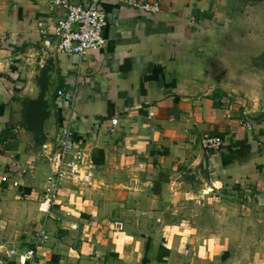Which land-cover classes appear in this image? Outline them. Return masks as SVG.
Segmentation results:
<instances>
[{
    "label": "crops",
    "instance_id": "1",
    "mask_svg": "<svg viewBox=\"0 0 264 264\" xmlns=\"http://www.w3.org/2000/svg\"><path fill=\"white\" fill-rule=\"evenodd\" d=\"M157 1L101 0L105 43L81 60L53 47L52 0H0V264H264V0ZM63 91L91 180L50 201Z\"/></svg>",
    "mask_w": 264,
    "mask_h": 264
},
{
    "label": "built area",
    "instance_id": "2",
    "mask_svg": "<svg viewBox=\"0 0 264 264\" xmlns=\"http://www.w3.org/2000/svg\"><path fill=\"white\" fill-rule=\"evenodd\" d=\"M101 0H89L85 5L71 3L69 0H52L55 7L63 9V15L58 17L52 27L54 37L53 47L64 54L78 56L84 60L87 53L103 47L105 38L103 26L105 11L100 4ZM128 7L141 12L154 14L159 11L157 0H117ZM49 45L48 40L45 41ZM70 116L58 130L56 146L52 153V160L56 162V170L48 179L49 200H54L55 194L62 180L68 179L77 185H87L91 180L90 165L83 161V149L72 139V105L73 95L69 91L60 93ZM117 125V118L112 117L107 131L113 133ZM200 144L205 150H219L222 142L217 136L204 133ZM112 231H121L123 222L113 219L108 222ZM43 230L38 229L35 234V244L42 242ZM15 251L9 250L10 254ZM35 249H27L23 253L22 264H37Z\"/></svg>",
    "mask_w": 264,
    "mask_h": 264
},
{
    "label": "trees",
    "instance_id": "3",
    "mask_svg": "<svg viewBox=\"0 0 264 264\" xmlns=\"http://www.w3.org/2000/svg\"><path fill=\"white\" fill-rule=\"evenodd\" d=\"M256 1V0H253ZM23 125L33 133L35 141L40 140V126L45 116V102L42 98L23 100Z\"/></svg>",
    "mask_w": 264,
    "mask_h": 264
}]
</instances>
